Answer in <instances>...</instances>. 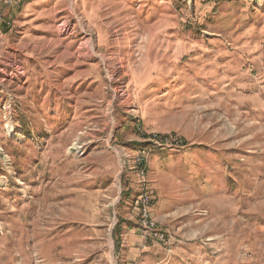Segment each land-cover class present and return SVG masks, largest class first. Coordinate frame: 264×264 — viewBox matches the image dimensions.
<instances>
[{"label":"rangeland","instance_id":"374dc122","mask_svg":"<svg viewBox=\"0 0 264 264\" xmlns=\"http://www.w3.org/2000/svg\"><path fill=\"white\" fill-rule=\"evenodd\" d=\"M259 3L0 0V264H264Z\"/></svg>","mask_w":264,"mask_h":264},{"label":"built area","instance_id":"2783aa9c","mask_svg":"<svg viewBox=\"0 0 264 264\" xmlns=\"http://www.w3.org/2000/svg\"><path fill=\"white\" fill-rule=\"evenodd\" d=\"M18 0H4V3L7 5L11 4H17ZM151 195V194H148ZM147 195H143L142 199H146ZM136 210L138 211L139 215H143V220H147V230H142L141 235L143 237L144 241L150 240V239H156L157 241L163 242L166 240V235L165 238H156V226L153 222H150L148 220V217L146 214L142 213V203L137 205Z\"/></svg>","mask_w":264,"mask_h":264},{"label":"bare ground","instance_id":"6f19581e","mask_svg":"<svg viewBox=\"0 0 264 264\" xmlns=\"http://www.w3.org/2000/svg\"><path fill=\"white\" fill-rule=\"evenodd\" d=\"M258 6L263 7L264 6V0H260V3L258 4ZM10 129H13V127L11 126ZM143 195H147L146 199H142L143 204V209H142V213L146 214L148 217V220L150 221L149 217H150V210H148V207H150L151 204V196L148 194H141V196ZM145 222L147 223V220H145ZM145 226H147V224H145Z\"/></svg>","mask_w":264,"mask_h":264}]
</instances>
